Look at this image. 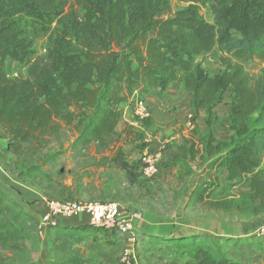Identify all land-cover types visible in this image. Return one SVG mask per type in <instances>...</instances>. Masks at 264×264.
<instances>
[{
    "label": "trees",
    "instance_id": "16d2710c",
    "mask_svg": "<svg viewBox=\"0 0 264 264\" xmlns=\"http://www.w3.org/2000/svg\"><path fill=\"white\" fill-rule=\"evenodd\" d=\"M175 1L183 4L176 10L171 0H0L2 168L36 185L43 167L55 166L64 153L58 141L63 126L71 133L80 127L68 146L72 159L88 158L92 146L101 151L114 142L119 105L132 95L135 83L144 79L159 97L180 83L191 96V128L176 144L171 163L190 159L181 173L187 176L194 173L193 165L208 167L206 178L190 191L187 207L239 218L263 215L264 68L252 78L238 61L255 56L264 62V0ZM53 27L58 32L50 63L43 66L32 57L33 38ZM213 48L223 69L210 75L195 59ZM7 58L26 64L27 76H8ZM226 91L228 137L217 140L215 107ZM201 111L203 134L196 124ZM89 165L121 172L129 185L140 176L138 161L129 162L121 146ZM219 169L228 173L221 193ZM237 179L249 193H230ZM115 181L111 175L103 180L107 190ZM38 233L37 221L0 188V264H39L34 257ZM141 238L147 248H170L172 257L157 259L164 264H237L222 251V243L244 240L198 233ZM87 239L109 245L115 240L90 224L48 226L46 264H101L77 247Z\"/></svg>",
    "mask_w": 264,
    "mask_h": 264
},
{
    "label": "rangeland",
    "instance_id": "374dc122",
    "mask_svg": "<svg viewBox=\"0 0 264 264\" xmlns=\"http://www.w3.org/2000/svg\"><path fill=\"white\" fill-rule=\"evenodd\" d=\"M172 1V10L179 9L183 4L178 3L175 0ZM208 20L211 21V17L205 15ZM28 35L31 32V28L27 26ZM56 27H53L48 33L40 34L38 37L33 38V58L37 59L43 66H47L50 63V50L53 48L54 39L57 34ZM220 53L216 48H213L211 51L199 55L196 57V61L200 62L205 68L206 72L210 75L216 74L223 69V66L220 62L219 55ZM236 60V59H233ZM238 62L244 63V65L249 68L250 72L253 74L257 68H259L264 62H261L255 56H247L243 59H240ZM5 72L10 77L15 76H27V65L19 62L13 58H7L4 64ZM174 90V95H178V99L181 100L180 104L172 106L168 109V114L174 119L180 118L181 114L184 113V104L188 103V93L184 88H180L178 84L172 85ZM230 96L229 91H226L222 94L220 101L216 104L217 118L220 124V130H222L228 120V104L227 100ZM137 97L144 96L137 92L132 93L125 101L121 102L119 107L122 110L121 118L118 125L115 128L114 142H111L106 149L99 151L95 146L91 147L90 157L88 158H77L75 160L71 157V152L68 149L70 140L77 134V131L80 127L71 130L63 126V131L58 135V141L60 140L63 143L64 153L56 162L55 166L45 165L43 167L44 176H42L37 182V188L40 189L41 195H48L52 198L63 199V200H78L83 202H110L115 201L121 206L129 205V211H137L140 213L142 210H150L155 212L157 215V225H164L165 223L174 225L175 223L169 222L168 220L171 217L178 216L180 208L179 201L182 198V195L186 192L189 186L195 182L193 175L187 176L181 174L184 168V165L190 162L188 159L184 163H171L172 154L175 151V146L178 142L182 141L184 135H188L191 125L189 124L186 128L181 125L180 133L175 132V138L169 140V137L164 135L157 134V131L151 129L148 132L154 137L155 135L162 140L166 139L167 146L170 147L167 152L166 158L162 160L159 172L149 178H144L139 176L135 184L129 185L123 174L116 172L114 170L111 173H107L103 167L96 168L95 166H90L89 164L94 160L99 158L102 154L109 155L111 154L117 146H121L122 150L127 159L132 157V154L128 148H125V142L131 140L136 141L137 147L142 143L141 132L136 131L129 124L132 119V101ZM124 105L127 106L124 109ZM123 111L125 114H123ZM176 120L174 122H176ZM176 131V130H174ZM185 131V132H184ZM128 132H130L128 134ZM181 132H184L182 135ZM140 136H136L139 135ZM155 136V137H156ZM137 137V138H136ZM178 141V142H176ZM58 143L55 141L54 143ZM87 157V156H84ZM109 175L116 178L115 184L107 190V186L104 185V178L109 177ZM79 176V178H78ZM201 209L191 208L184 212V215L191 216L197 214ZM221 216V214H220ZM161 222V223H160ZM264 227V223L259 227L260 229ZM171 228V227H168ZM174 229V228H171ZM40 231V230H39ZM109 232L105 230V233ZM113 234L114 242L113 244L104 243V249L107 255L105 258L108 262L106 264H120L121 254L126 248H133L134 253L137 256L138 264H164L166 261L162 260L159 262L157 259L163 255V259L170 258L173 256L170 252V248L166 246H149L143 241L139 236L138 232L134 231L133 237L134 241H129L126 236L121 235L117 231L111 232ZM107 235V234H106ZM136 239V240H135ZM147 245V246H146ZM39 246V244H38ZM34 254L36 259H40L42 256V251L38 250ZM138 253V254H137ZM152 253V254H149ZM149 254V255H148ZM92 257L93 255L90 254ZM151 255V256H150ZM140 256V257H139ZM148 256L147 258H145ZM97 261L99 257L97 256Z\"/></svg>",
    "mask_w": 264,
    "mask_h": 264
},
{
    "label": "crops",
    "instance_id": "0c3cea01",
    "mask_svg": "<svg viewBox=\"0 0 264 264\" xmlns=\"http://www.w3.org/2000/svg\"><path fill=\"white\" fill-rule=\"evenodd\" d=\"M244 65V63H242ZM245 66V65H244ZM246 70L249 72L250 76L253 78L257 76L262 68H264V64H262L257 70L252 74L245 66ZM178 84L180 88H183L180 83ZM172 85H170L165 92L163 97H159L153 90L147 87V83L144 79L139 80L134 85V93H141L149 107L151 109V122L149 125V129L153 131H157V134L164 135L165 137H169V140L172 138L178 137L175 132L180 133L181 125L184 126L185 131L186 128L190 124V116L192 113V109L190 107L191 96L188 93V103L187 106L184 104V113L181 114L180 118L177 120L172 118L170 114H168V109L172 106L179 105L181 100L178 99V95H174V90ZM230 96L228 97L227 104L229 108ZM127 108L126 105L123 107ZM216 120L214 122V135L217 140H225L228 137V125H229V117L227 120L226 126L220 130L219 120L217 118V111L215 107ZM176 120V122H174ZM196 124L200 134L205 132L206 126L204 122V114L201 111L196 118ZM191 128V127H190ZM176 130V131H174ZM180 130V131H179ZM184 131V132H185ZM184 132H181L184 135ZM176 134V135H175ZM156 136V135H155ZM188 135H184V138ZM137 138V137H136ZM182 138V140L184 139ZM159 137H155L152 144L156 149L160 150L161 161L166 158L167 152L170 147L167 146V140L161 141ZM178 142V141H176ZM180 143V142H178ZM177 143V144H178ZM125 148H128L129 153L132 154V157L128 159L129 162L137 161L136 159L139 156V149L136 145V141L129 140L125 142ZM261 155L263 161L261 163V167L264 166V147L261 150ZM194 169V173L192 174L195 182H193L186 192L182 195L179 201V212L178 216L171 217L168 221L175 223L174 225L164 224L157 225V221H159L156 217L157 215L153 211L142 210L140 213L137 211H129V205L121 206L123 213L135 212L138 213L139 217L134 219L133 226L134 231L138 232L139 236L142 237L144 234H167V235H179V234H192L198 233L203 235H218L223 237L230 238H242L244 239L238 244H234L233 241H229L227 243H222V251L225 255L232 261L237 264H264V237L259 233V227L264 223V214L256 217L250 218H239L237 216H231L229 214H225L222 212H216L212 210L202 209L199 207L200 212L197 214H193L191 216L184 215V212L191 209V206L187 207V202L189 198L190 191L192 188L201 180L206 178L208 167L203 166L201 168H196V165L192 166ZM219 173V181H218V193H221L228 186L227 182V171L225 169L217 170ZM239 179L235 181V185L230 189V193L235 196H240L242 194L249 193L248 188L238 186ZM0 188L5 191V193L14 201H16L29 215H31L35 220H38L45 212H47L46 205L41 201V192L40 189L35 185L26 183L21 181L16 177V175L6 172L2 166L0 165ZM193 209V208H192ZM221 214V216H220ZM56 225L67 224V225H89V215L85 212L75 213L67 217L56 216ZM161 223V222H160ZM174 229H171V228ZM46 228L39 231V246L38 250L42 251V256L40 259H36L39 264H46V254L45 247L43 243V237ZM106 234L113 238V234L111 232H106ZM246 237V238H245ZM77 247L84 253L86 256L93 255L96 263L106 264L108 261L104 243L102 240H92L87 239L82 243L78 244ZM97 256L99 260L97 261ZM140 257V256H139ZM109 263V262H108Z\"/></svg>",
    "mask_w": 264,
    "mask_h": 264
},
{
    "label": "built area",
    "instance_id": "2783aa9c",
    "mask_svg": "<svg viewBox=\"0 0 264 264\" xmlns=\"http://www.w3.org/2000/svg\"><path fill=\"white\" fill-rule=\"evenodd\" d=\"M123 114L124 111H123ZM151 118V109L143 97H137L132 101V119L129 124L142 136L139 139V163L138 170L141 177L149 178L156 175L161 166L160 150L156 149L152 142L155 140L149 132V125L145 123ZM41 201L46 205L45 212L37 221V227L41 231L48 226L56 225V216L67 217L75 213L85 212L89 215V224L106 231H117L126 236L129 241H134V219L138 213H123L121 205L115 201L110 202H83L78 200H63L41 195ZM264 237V227L259 232ZM136 240V239H135ZM120 264H138V259L133 248L123 250Z\"/></svg>",
    "mask_w": 264,
    "mask_h": 264
}]
</instances>
